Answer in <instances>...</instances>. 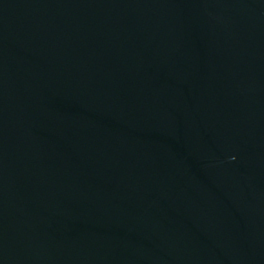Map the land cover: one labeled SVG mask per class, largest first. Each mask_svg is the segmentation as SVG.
Returning a JSON list of instances; mask_svg holds the SVG:
<instances>
[{"label": "water", "instance_id": "1", "mask_svg": "<svg viewBox=\"0 0 264 264\" xmlns=\"http://www.w3.org/2000/svg\"><path fill=\"white\" fill-rule=\"evenodd\" d=\"M0 264H264V0H0Z\"/></svg>", "mask_w": 264, "mask_h": 264}]
</instances>
